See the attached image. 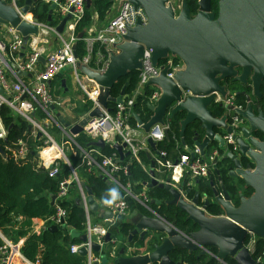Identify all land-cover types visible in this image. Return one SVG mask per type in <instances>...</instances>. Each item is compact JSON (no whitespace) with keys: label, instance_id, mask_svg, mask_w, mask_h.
I'll use <instances>...</instances> for the list:
<instances>
[{"label":"water","instance_id":"water-1","mask_svg":"<svg viewBox=\"0 0 264 264\" xmlns=\"http://www.w3.org/2000/svg\"><path fill=\"white\" fill-rule=\"evenodd\" d=\"M18 0H0V24H7L21 33L25 41L33 34L39 32L38 17L34 22L27 19V15L34 1L26 0L24 6L19 7ZM114 1V0H111ZM136 7H141L147 14L145 25L138 21L134 26H127L123 40L113 45L107 65L102 70H87L88 77L99 88L98 103L93 106L80 119L72 132L77 134L83 131L89 122L104 117V111H111L110 103H122L126 94L123 87L118 97L112 94L115 84L129 72L142 69L143 53L145 48L152 51V60L155 65L170 55L179 57L184 68L179 70L174 77H168L170 66L163 67L159 76L152 78L148 85H156L161 89V96L156 103H149L152 116L148 122H143L139 116V125L148 130H157L158 124H166L173 118L183 115L179 119L180 134L184 146H188L185 133L192 129L193 145L200 149L202 155L206 150L215 146L219 152L224 153L227 143L221 130H232L227 113L218 115L228 109L242 116L247 124L241 127V135H234L239 145V153L226 152L217 156L214 163L220 164L216 172L222 180V165L229 170L233 183L243 181L246 187H252L254 193L250 197L241 196L237 206L232 202L231 195L224 182H221V191L211 183L214 197L221 205V215H211L208 207L214 202L207 198L201 204V193L197 192L191 201L185 197L190 188L175 186L171 179L159 181L151 177L150 182H145L149 187L158 186L170 192L171 198L165 202L179 207L188 215V218L198 224L196 231L185 233L175 224L161 216L157 211L146 206L147 213L134 211L131 220L126 221L134 228L131 230L130 239L136 234H141L142 239H154L152 250L144 253L124 255L126 248H121V256L115 260L119 264H183L181 259H175L173 253L181 251H198V255H206L208 249L217 248L215 256L219 264H225L231 257L236 264H257L252 251L246 247L250 235L264 238V139L258 133L264 134V110L256 112L248 97V107L237 110L233 105H226L220 97L229 94L225 79L230 77L234 81L247 83L248 78L257 95H261V86L264 85V0H198L197 10L192 12L189 1L182 0L180 9L174 0H123ZM92 0H86L87 6ZM56 3L52 5L50 14ZM51 18V17H50ZM65 20L57 27L63 31ZM84 33L79 34L83 38ZM75 55L76 43L74 44ZM45 61V58H41ZM234 66L240 67L239 74ZM86 69V65H83ZM252 73V74H251ZM0 92L3 88L0 85ZM225 104V105H224ZM212 107H215L213 109ZM216 114V115H215ZM59 119L69 127L70 124L58 113ZM30 129L32 126L29 127ZM169 137V129L164 131ZM204 136L201 140V136ZM149 143L154 147L156 142L150 137ZM103 148L106 143L98 139L91 143ZM126 143H117L114 147L120 152L121 158L130 155L124 153ZM188 151L191 146L186 147ZM0 150L3 149L0 147ZM194 156L195 153L192 152ZM151 157L150 155H148ZM243 158H245L243 160ZM153 165H155L153 163ZM255 165V166H254ZM110 184V181L103 177ZM185 184V183H184ZM82 185L88 192V202L91 211H98L99 204L95 201L91 187L84 181ZM184 191V192H183ZM54 195L51 203L54 204ZM160 203L159 199H152L153 203ZM82 205V201H77ZM101 216L112 217L110 211H101ZM54 225L51 229L57 230ZM72 233L82 241L87 240L85 233L75 230ZM105 240H111V232L105 235ZM93 250L98 251L101 245L93 243ZM140 248V245L137 247ZM81 255H87V249H79ZM182 256V254H180ZM181 258V257H180Z\"/></svg>","mask_w":264,"mask_h":264},{"label":"built area","instance_id":"built-area-1","mask_svg":"<svg viewBox=\"0 0 264 264\" xmlns=\"http://www.w3.org/2000/svg\"><path fill=\"white\" fill-rule=\"evenodd\" d=\"M55 1L59 3L60 9L63 13H71L72 33L69 36L58 34L61 44L58 48L45 55L44 68L39 67L43 56V52L40 50H34L31 52L27 60H20L18 58L20 51H24L31 37L28 41H25L21 33L10 26L13 38L9 42L0 39V85L3 88V92H0V108L2 105L10 107L15 114L23 117L31 123V126L38 130L45 138V146L41 151V165L45 166L51 177H55L59 173L61 162L70 169V176L61 181L60 190L55 200L57 210L56 213L51 216V219L59 228L66 229L67 211L63 206H60L57 203L58 201L69 197L72 188L75 187L79 196L78 200L80 199L82 201V205L85 209L86 226L83 233L87 235V240L81 241L80 243H73L70 246V251L72 253H79V249L85 247L87 249V264H95L100 261V258L95 256L92 245L93 243H98L102 246L105 235L109 230L102 222L94 223L92 221V212L88 202L89 195L85 187L82 185L83 180L79 175L80 168L89 166V170L94 171V173L97 170V173H101L103 177H106L110 181V183L114 182L126 187L128 192L125 196L120 197V199L115 201L112 205H106L105 203L102 204L104 209L112 211L119 218H125L128 215L129 208L126 198L128 197V193L137 197L139 200L147 199L148 201L149 198L145 192L134 194V191L131 190L133 183L130 181L126 185L121 183V172L123 171L125 174L128 173L129 163L120 162L119 155H106L102 152V149L94 145H90L88 148H83L78 144L76 139H74L69 132V128L71 125L78 123L84 114L76 122L71 123L70 127L61 125L53 117L51 109L54 111L58 107H64L67 102H65L63 97L56 96L50 91V83L53 79L61 75L65 69H70L71 72L75 73L77 83L85 93L86 98L90 100L92 107L99 105L98 95L100 93L98 85L93 80L86 82L81 77L80 61L78 56L75 55L74 49V44L79 39L75 27L85 15L86 0ZM27 19L34 22V19ZM147 20L148 17L143 8L136 7L129 2L124 3L121 12L110 21L105 28L100 29L91 36L89 41L90 51L94 49V44L96 42L102 46L113 47L114 44L123 40V35L126 32L127 26H134L138 21L145 25ZM36 24L39 26L38 33L42 32L48 34L57 31L55 27L48 24H43L39 21ZM89 31L92 32L93 30L90 29ZM172 57L173 55H170L166 59V62L155 65L152 60V51L145 48L143 57L141 58L143 67L140 71L138 87L132 93L125 94L123 102L116 103L114 111L112 109L111 111L103 110L104 117L89 122L87 127L83 130L84 133L94 140H98L99 138L109 140L110 145L112 146L117 143H126L127 146L125 149L126 151H130L131 159L139 160V153L149 149L146 140L147 137H141V131L139 130L141 125L138 124V127H133L129 118L136 97L144 91L152 78L160 75L164 66H170V70L167 74L168 77H174L179 70L184 68L182 60L175 63ZM88 62L89 56L84 58L83 63L87 64ZM104 68L105 67L102 69ZM24 75H28V78ZM150 86L155 88L151 95L150 103H156L161 96V89L156 85ZM222 99L226 105H229L233 103L234 96L228 95ZM236 109L245 110L246 108L244 109V107L237 106ZM39 112L43 113L44 117L39 115ZM49 118L53 119L58 124L59 128L70 137L76 147L80 148V159L77 164L71 161L67 152L66 143L63 141L61 143L57 142L53 138L52 133L47 129L46 125H48ZM238 119L239 117L236 115L232 123V130L224 134V139L228 145V147L224 149L225 152L228 151L229 145L236 147L233 137L239 128ZM169 128V122L164 125L158 124L157 130H151L148 137H151L156 142L163 140L165 138L164 131ZM6 135L7 130L4 126H1L0 138H4ZM48 148L52 150V153L47 152ZM24 152L25 148L21 150V153ZM192 152L195 153L194 156L192 155ZM219 155V151L215 150L207 157L202 156L200 149L195 146L192 147V150L190 151L186 150V152L181 154L176 161L167 160V151L159 149L154 158L155 162L162 167L172 168L174 170L178 169L183 175L186 174L190 177H208L211 170L215 167L216 164L214 161ZM171 182L173 183V181ZM173 184L177 186L175 183ZM147 201L143 202L145 206H149ZM41 229L42 228L34 229L33 227V232L38 233ZM0 235L4 240V245L0 249V264H39L31 262L23 255L21 250L24 243L23 238L19 239V241H14L4 236L1 231ZM256 240V234L252 233L245 244L252 252L255 248ZM208 253L211 256L217 255L211 249H208L207 254ZM258 262H260V260H258L257 263ZM224 263L229 264L228 262Z\"/></svg>","mask_w":264,"mask_h":264},{"label":"trees","instance_id":"trees-1","mask_svg":"<svg viewBox=\"0 0 264 264\" xmlns=\"http://www.w3.org/2000/svg\"><path fill=\"white\" fill-rule=\"evenodd\" d=\"M188 1L192 12L195 13L198 0ZM37 4L39 8L43 6L42 16L47 18L49 4L43 5L42 0H39ZM109 5V0H94V6L86 8L85 15L76 25L77 36H79L80 33H84V36H86L92 24L94 11H98L100 16L103 17ZM37 16L40 17V14L37 13ZM96 47V50L94 49L96 52L95 54H97L98 51H102L103 54L107 56L104 46L98 43ZM76 52L79 59H82L86 54L83 38L77 40ZM172 59L175 63L180 62L179 57L173 56ZM164 62H166V59L162 60L160 63ZM139 80L140 70L129 72L115 84L112 89V94L118 97L123 87H126V94L132 93L138 87ZM229 87L232 89L244 88L243 83L234 81L233 79L229 81ZM154 89L153 86L147 85L144 93L136 97L132 111L136 113L143 122H148L153 114L149 108V103L151 102L150 99ZM235 98H237L238 104H242L244 107L248 106V97L242 92L236 94ZM256 99V95H251V103L255 102ZM91 107L92 104L89 102L82 104L79 112L85 114ZM110 107L114 111L116 103H110ZM219 112L220 113L217 114L221 115L222 109L219 108ZM134 113H131L129 120L131 125L136 128L138 127V121ZM39 115L44 117V114L41 112H39ZM0 117L7 130L6 138H0V147L3 149V151L0 150V231L4 236L14 241H19V239L23 238L24 243L21 250L23 255L31 262L39 264H87L86 256L70 251V246L73 243H80L82 241L79 237H76L72 231L75 230L82 234L86 226L85 209L83 205L77 202L79 196L75 187L72 188L69 197L57 203L63 206L67 211L66 229H51L55 225L51 216H53L57 210L56 203L52 204L51 201L54 195H58L61 181L70 176V169L61 162L59 173L55 177H51L45 166L41 165V161L37 155L39 147H43L45 144V138L39 135L36 129L33 128L29 130L31 123L15 114L7 105L1 106ZM180 117L179 115V117L169 121V137H165L156 144L157 150L167 151L168 156L174 160H177V157L179 158L181 154L186 152V150L181 147H177L178 141L181 140L180 124L178 122ZM53 128L57 129L58 132L60 131L57 127ZM193 136L194 133L192 129H188L185 133L186 142H191ZM76 141L81 147L85 148L87 144L92 141V138L88 135L80 134L79 136L77 135ZM23 148H25V152L21 153ZM101 149L106 155H119V151L108 143ZM73 151L78 153V157L75 158L71 154L70 159L73 163L77 164L80 158V150L74 145ZM139 158L142 163L139 160L131 159L130 156L124 159L123 163H129V165L128 173L125 174L122 171L120 175L123 185H126L130 181L135 184L136 187L141 188L145 182L151 181V176L143 165V163H149L145 151L139 153ZM221 174L231 195L232 202L235 205L238 206L240 204L242 195L250 197L254 193V189L252 187H246L242 180L238 183H233L224 171H222ZM79 175L80 178L91 187L93 196L104 203V200L108 198L106 194H108L110 185L103 179V176L89 170V166L80 168ZM215 175L216 172H214V174L212 173L209 179L200 177L198 181V190L206 192L209 197H214L211 177L215 181L217 178ZM217 186L218 189L221 190L220 183L217 184ZM194 193L195 190L192 189L189 195L193 196ZM149 196H151V198L156 197L159 200H163L160 203H151L152 208L167 220L175 222L176 226L181 231L190 233L199 228L198 224L189 219L188 215L179 207L165 202L171 198L170 192L166 189L153 186L149 191ZM142 210L146 213L148 212L146 208H142ZM208 212L211 215L217 216L223 213V209L215 199L208 207ZM37 218L43 219L45 221V226L40 232L35 233L33 232V226ZM130 226L128 222H124L121 224L119 231L116 229L112 233L115 235L117 232H121L126 236ZM3 245L4 240L0 235V249ZM152 248L153 247H149L148 250L150 251ZM212 251L217 253V248L213 247ZM252 253L257 261L260 260L257 264L264 263V238L259 237L256 240L255 248ZM180 254H182V256H180ZM198 254V251H181L177 255L173 253V256L175 259L187 261L189 264H219L215 256H199ZM96 255H98V253ZM226 261L229 264H236V260L231 257H228Z\"/></svg>","mask_w":264,"mask_h":264},{"label":"crops","instance_id":"crops-1","mask_svg":"<svg viewBox=\"0 0 264 264\" xmlns=\"http://www.w3.org/2000/svg\"><path fill=\"white\" fill-rule=\"evenodd\" d=\"M38 1L39 0L33 2L32 7H31V9H30V11H29V13H28V15L26 17L33 20L35 17H38L37 13H39L40 14V17H38L39 18V22H41L43 24H48L50 26H53V27H55V29H57V27L60 25V23L63 20H65L64 28H63V31L61 33H59L58 31H55V32L53 31V32H50L48 34L40 32L38 34L31 35V39H30L29 43L27 44V46L25 47L24 51L22 50L19 53L18 58L20 60H27L29 54L31 52H33L34 50H40L41 52H43V56L42 57L45 58V55H47L49 52L53 51L54 49H56V48H58L60 46L61 42L59 40V35L58 34H62L64 36H69L72 33V28H71L72 15H71V13H69V12L63 13L62 10L60 9L59 3H57L55 0H42L43 5L44 4H49V11H48V14H47V18H44V16H42L43 15V6H40V8H39L38 4H37ZM174 1L176 2L175 5H177L179 7L178 9H180L181 4H182V0H178V1L174 0ZM109 2H110V5H109L108 9L106 10L105 15L103 17L100 16L98 11H94L93 16H92V24L89 27V30L91 29L93 31L90 32L88 30V34L83 37V39H84V47L86 49V54L82 57V59H79V61H80V70H81L80 74H81V77L86 82H90L89 80H91L88 77L87 70H89V69L101 70L103 67H105L106 62L109 60V56H110L111 50H115L116 51V49L114 47H112V46L111 47L104 46L106 48V53H107V56H105V54H103L102 51H98L97 54H95L96 52L94 51V49L96 50V48H97L96 45H98V42H96L94 44V49L92 51H90V47H89V41H90L91 36H93L100 29L105 28V26L108 25L110 23V21H112L121 12L123 4H124L123 0H114V1L109 0ZM25 3H26V0H18L17 1V4H18L19 7L24 6ZM54 3H56V6L53 8L52 13L50 14V9L52 8V5ZM93 6H94V0H92L91 5L89 7L87 6V3H86V8H91ZM12 34L13 33H12L11 27L9 25L0 24V39L9 42L13 38ZM78 38H79V36H78ZM88 56H89V62L87 64L83 63L84 58H86ZM44 64H45V61H43L41 59L39 67L40 68H44ZM83 65H86V69L85 70L83 69ZM24 76L28 78V75H24ZM73 80H74L72 82L73 84L72 83L69 84V80H68L67 75L62 73L61 75H59L58 77L53 79L51 81V83H50V91L56 96L63 97L65 99V102H67V104H65L64 107H60V108L58 107L54 111H52V109H51V112L53 113V117L61 125H64V124L59 119L58 113H60L63 116V118L69 124L74 123L79 118H81V116L84 114V113L81 114V112H79V109H80L81 105L90 102V100L88 98L84 97V95H82L80 93V91L77 89V87H76V80L77 79L74 78ZM144 91H145V89H144ZM144 91L142 93H144ZM222 98L223 97H220V99H222ZM228 111H229L228 109H226L225 111H222V115L228 113ZM132 113H134V112L132 111ZM134 115H135V117L138 116L136 113H134ZM181 117H183V115H181ZM137 121H138V119H137ZM47 124H48V125H46L47 129L50 132H51L50 129H52L53 127L59 128L58 124L51 118H49V122ZM1 125H3V123H2V120H1V117H0V126ZM72 127H74V125H71V127L69 128V132L72 134L74 139L77 138V135L78 136L80 134L86 135L84 133V131H81V132H79L77 134L73 133L72 130H71ZM31 129H33V127ZM31 129L29 128V130H31ZM139 130L141 131V137L142 138L147 137L146 140H147V144H148L149 149L145 150V153L147 154V156L150 155L151 157L148 156L149 163H147V164L143 163V165H144L145 170L149 173V175L151 177L152 176L156 177L159 181H163V182H164L165 179L171 178V181H173V183H175L177 186H182L185 183L186 187H189L191 190L192 189L195 190V193L193 194V196L197 192H199V193L202 194L201 198L203 200H206V196H204V194L206 195V192H204V191L201 192V191L198 190V185H199L198 181L200 180V177H190V176H187L186 174L183 175V174L180 173V171L178 169L174 170L172 168L162 167L160 164L156 163L154 157H155V155L157 153V147H156L157 142L155 141L156 144L153 147L148 141V139L150 138V137H148V134L150 133V130L147 131L142 126H141V128ZM36 131H38V130H36ZM38 134L41 135V133H39V131H38ZM63 135H64V132H63ZM68 137L69 136L67 135V138L64 137V136L60 137V138H61V140L63 142L68 143V141L71 140L70 137L69 138ZM203 137L204 136L202 135L201 136V140L203 139ZM99 139H102V138H99ZM93 141H96V140L92 139V141L89 142L87 144V147H85V148H88V146L92 145L91 143ZM104 141H105V143L110 144L109 140H104ZM187 143H188V146L194 147L193 140L191 142L187 141ZM217 145L218 144L215 143V145H213L211 148H208L206 150V155H202V154L201 155L207 157L210 153H212V152H214L215 150L218 149L217 147H215ZM44 146H45V144L43 145V147ZM188 146H184L183 145L182 139L178 141L177 147H179V148L181 147L182 149L187 150L186 147H188ZM43 147L40 146L39 149H38V154L37 155H38V158H39L40 161H42L41 151H42ZM99 148L101 149V147H99ZM79 150H80V148H79ZM123 151H124V153L127 152L126 149H124ZM217 151H219V150H217ZM47 152L48 153H52V150H50L48 148ZM68 154H69V157L71 156V154L75 158L78 157V153H76L75 151H73L71 153L68 152ZM119 156H120V152H119ZM128 156H130V155H125L123 158H121V156H120L119 161L123 162L124 159L126 157H128ZM167 157L166 158L168 160H170V161H175L176 160V159L175 160L172 159L169 156H167ZM177 159H178V157H177ZM139 161L141 162L140 158H139ZM153 163L155 165H153ZM219 167H220V165L216 164V166H215V168H214L212 173L214 174V172H216V169H219ZM95 173H97V170L95 171ZM99 174L102 175L101 173H99ZM210 175L208 177H205V178L209 179ZM215 176L217 177L216 178L217 181L216 180L214 181L212 179V177H211V183L214 182V186L218 189L217 184L220 183V187H221V182L223 181V179L219 180V174L217 172H216ZM224 184H225V182H224ZM109 185H110V188L115 187V188H117L119 190L120 197L125 196V194H127V192H128L126 187L122 186L121 184H117V183L112 182ZM225 186H226V184H225ZM151 188L152 187H149L145 183H144V185L141 188H138V187L135 186V184H133L132 189L131 188L130 189L132 191H134V194H139L141 192H145L147 194L149 200L148 201H147V199L139 200L137 197H134L132 194L130 195L128 193V197H126V198H127V202H128L129 212H128V215L125 218L117 217L116 214L113 213L112 211H110V212L113 213L112 217H107L106 218V217L101 216V211L102 210H104V211H109V210L104 209L102 207L103 202L100 201V200H97L94 197L95 201L99 204V209H98V211H95V212L91 211V212H92V214H97L98 219H101L103 224L106 227H108V230H109L108 232H111V240L110 241H106L105 238H104V243L102 244L101 249L98 250V251H94L95 256L100 258V261L95 263V264H119V263L115 262V260L117 258H119L121 256H124V255L129 256V255H131L133 253L148 252L149 251L148 250L149 247H153L154 239H147L145 237L144 240H143L140 233L134 235L133 238L130 239L131 230L134 228L132 225L130 226L129 232H128V234L126 236H125V234H123L121 232H117L115 235H113V233H112L116 229H118V231H119L122 223H124L126 221H130L131 218H132L131 215L134 213V211H137L138 213H146V212H144L142 210V208H144V209L147 208L143 204V202L147 201L148 204H149V207L152 208L151 200L152 199L157 200V198L156 197L155 198L154 197L151 198V196H149V191H150ZM108 195H109V193L106 194V196H108ZM188 196L189 195H187V197H185V198L188 201H191L192 200L191 197L190 196L188 197ZM242 196H244V195H242ZM210 198H213L211 200H215L216 199L215 197H210ZM160 201L162 202L163 200H160ZM154 202L157 203L156 201H154ZM152 209H154V208H152ZM44 226H45V222H44L43 219H39V218L35 219L34 226H33L34 229L43 228ZM139 245H140V248H137ZM122 247L126 248V252H125L124 255L121 254V252H120ZM97 253H98V255H96ZM78 254H80V253H78ZM206 255L211 256L209 253L206 254ZM83 256H86V255H83ZM22 264H24V263H22ZM183 264H189V263L187 261H183Z\"/></svg>","mask_w":264,"mask_h":264},{"label":"flooded vegetation","instance_id":"flooded-vegetation-1","mask_svg":"<svg viewBox=\"0 0 264 264\" xmlns=\"http://www.w3.org/2000/svg\"><path fill=\"white\" fill-rule=\"evenodd\" d=\"M234 69L236 70V71H238V73L240 74L241 72H242V69L240 68V67H237V66H234ZM252 74V73H251ZM233 78L232 77H230V78H228V79H225L224 81H223V84L224 85H226V87H227V90L229 91V96L230 95H232V96H234V99H233V103L232 104H229V105H233V106H235V108L237 107V106H241V107H244V105H242V104H238V101H237V98H235V96H236V94H238V93H240V92H242L243 94H245L246 96L247 95H256L257 96V99H256V101L255 102H253L252 103V105H253V107H254V110L256 111V112H258V111H260V110H264V85H262L261 86V95H257L256 93H255V89H254V87H253V85H252V80H251V78L249 77L248 78V82L247 83H244L243 84V89H232V88H230L229 87V81H231ZM225 105V104H224ZM248 106H246V107H244V109L245 108H247ZM213 109H215V107H212ZM216 115V114H215ZM227 115H228V121H229V124L233 127V125H232V123H233V121H234V118H235V116L237 115V114H235V111L233 112V111H228V113H227ZM238 117H239V119H238V129H237V131H236V133L235 134H237V135H241V127H244V126H246V124H247V122H246V120L242 117V116H240V115H237ZM181 118H183V117H181ZM181 118H179V119H181ZM178 119V120H179ZM222 131V133H223V135L224 134H226L227 132L225 131V130H221ZM258 136H259V138L261 139V140H263L264 139V134H262V133H258L257 134ZM235 144H236V147H233V146H230L229 145V149H228V151H226V152H229V151H231V152H235V153H239L238 151H239V145H238V143H237V140H235V142H234ZM227 147H228V145H227ZM226 152H224V153H226ZM224 153H222V152H219V157L221 156V155H223ZM239 155H241L240 153H239ZM222 157V156H221ZM245 158H243V160H244ZM220 165V164H219ZM216 166V165H215ZM255 166V165H254ZM215 168V167H214ZM214 168L211 170V172H210V174L213 172V170H214ZM222 168H223V171L226 173V175L228 176V178L230 177V175H229V170L224 166V165H222ZM209 174V175H210ZM221 176H222V174H221ZM186 187V184H184V188ZM187 188V187H186ZM191 191V190H190ZM221 191V190H220ZM187 195H189V193L187 194ZM190 196V195H189ZM188 196V197H189ZM204 196H206V199L207 198H210L207 194L205 195L204 194ZM191 197V199L194 197V196H190ZM202 194H201V196H200V200H201V204H203L204 202H205V200H203L202 198ZM210 199H213V198H210ZM212 201H214V200H212ZM257 239H258V236H257Z\"/></svg>","mask_w":264,"mask_h":264},{"label":"rangeland","instance_id":"rangeland-1","mask_svg":"<svg viewBox=\"0 0 264 264\" xmlns=\"http://www.w3.org/2000/svg\"><path fill=\"white\" fill-rule=\"evenodd\" d=\"M178 1V0H177ZM71 72V70L70 69H65V71L63 72L64 74H66L67 75V77H68V80H69V84H71L74 80V78L76 79V75H75V73L73 72ZM80 73H81V70H80ZM73 84V83H72ZM76 87H77V89L80 91V93L82 94V95H84V97H86V95H85V93L82 91V89L80 88V86L78 85V83H77V80H76ZM89 103H91V102H89ZM1 126H4V125H1ZM1 126H0V132H1ZM4 129V128H3ZM6 129V128H5ZM53 133H52V136H53V138L57 141V142H62V140H61V138L60 137H66L67 138V135H65V133H64V135H63V130L62 129H59L60 131L58 132V130L57 129H55V128H52V129H50ZM68 130V129H67ZM45 136V135H44ZM69 138V137H68ZM66 145L68 146L67 147V152H69V153H71V152H73V148H74V143H73V141L72 140H70V141H68V143H66ZM92 221L94 222V223H97V222H102V220L101 219H98V217H97V214H92ZM103 223V222H102ZM106 259V258H105Z\"/></svg>","mask_w":264,"mask_h":264},{"label":"clouds","instance_id":"clouds-1","mask_svg":"<svg viewBox=\"0 0 264 264\" xmlns=\"http://www.w3.org/2000/svg\"><path fill=\"white\" fill-rule=\"evenodd\" d=\"M108 193H109L108 198H106L104 200V203L106 205H112L115 201L120 199V193H119V190L117 188H115V187L110 188L108 190Z\"/></svg>","mask_w":264,"mask_h":264}]
</instances>
